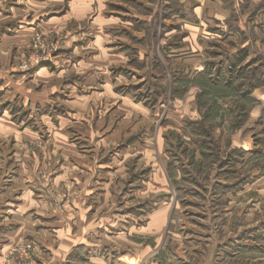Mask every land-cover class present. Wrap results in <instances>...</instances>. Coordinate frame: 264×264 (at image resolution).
<instances>
[{
  "label": "rangeland",
  "instance_id": "1",
  "mask_svg": "<svg viewBox=\"0 0 264 264\" xmlns=\"http://www.w3.org/2000/svg\"><path fill=\"white\" fill-rule=\"evenodd\" d=\"M34 1L0 0V147L40 165L3 263L52 258L53 222L93 227L70 264H264V1Z\"/></svg>",
  "mask_w": 264,
  "mask_h": 264
},
{
  "label": "crops",
  "instance_id": "2",
  "mask_svg": "<svg viewBox=\"0 0 264 264\" xmlns=\"http://www.w3.org/2000/svg\"><path fill=\"white\" fill-rule=\"evenodd\" d=\"M28 1L29 0H27V2ZM41 1L42 0H35L34 2L42 3ZM87 1L88 0H86L83 4L84 6H81V2H77L81 7H78V4H74L75 11H73V15L75 16V18H80L84 15L85 11L87 10V7L85 6ZM263 1L264 0H251L248 8L251 7L254 3L258 4L259 2L260 4H262L261 2ZM27 6L28 3H25V9ZM35 8L36 10L41 9L40 6L30 7V9L32 10H35ZM0 9L2 10V7H0ZM17 9L20 10L22 8L17 7ZM25 9L22 11L28 12V7L26 10ZM198 9L199 7H192L193 14L197 15ZM180 20H182L180 22L184 21L182 17L180 18ZM14 30L17 33L20 32L17 31V29ZM10 38L11 36L2 34V36H0V41L3 42L4 40H8ZM15 150L16 149L14 146H11V149L9 147H0V248L2 247L1 244H3L4 242L1 237L6 239L8 237L11 238L12 236H14L15 232H13L11 228V226L14 225V219L20 218V220L22 221L26 220L25 212L27 208L30 207V203H37V198L34 194V190H31L28 186L33 185L32 183L35 178V176L33 177L34 171L40 168V165L38 163L35 165L30 164L32 168L29 167L28 165H26V163L18 160V158L16 157L18 153L15 152ZM48 226L50 228H48ZM48 226H44V228L46 229L40 230V237H43L44 240H41L39 238L38 242L41 243L44 247L51 246V244L53 243H58V246H56V252L53 253V257L49 260L41 262V264H70V261L67 257L71 253L72 249L78 248L80 246H85L87 248V246L89 245L87 239L88 237L86 235L91 234L93 229V227L89 224L84 228H77L75 225V227L70 225L64 228L62 226H59L58 223L51 222L50 224H48ZM120 233L125 234L124 232ZM128 247L133 252L132 258L118 261L113 264H169V260L164 261V263H158L156 259H153V252L150 245L147 246L138 242L134 243L133 245H129ZM176 249L180 251V255L178 257L181 264H189V260L187 258L188 247H185V245L182 244L178 245ZM204 260V258H201L200 260L198 259V261L200 262ZM85 262V264H110L108 259L102 256L96 258H88L85 260ZM0 264H4L1 256ZM6 264H9V262H6Z\"/></svg>",
  "mask_w": 264,
  "mask_h": 264
},
{
  "label": "trees",
  "instance_id": "3",
  "mask_svg": "<svg viewBox=\"0 0 264 264\" xmlns=\"http://www.w3.org/2000/svg\"><path fill=\"white\" fill-rule=\"evenodd\" d=\"M246 58V55H244L243 51H239L238 53H235L231 56V60H229V70L230 68H236V65L243 61ZM250 91V88L248 89Z\"/></svg>",
  "mask_w": 264,
  "mask_h": 264
}]
</instances>
